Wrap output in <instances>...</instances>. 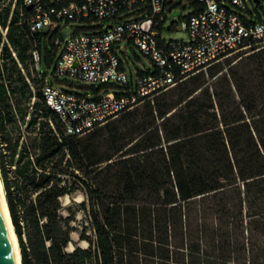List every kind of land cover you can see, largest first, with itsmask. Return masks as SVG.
<instances>
[{
    "label": "trees",
    "instance_id": "1",
    "mask_svg": "<svg viewBox=\"0 0 264 264\" xmlns=\"http://www.w3.org/2000/svg\"><path fill=\"white\" fill-rule=\"evenodd\" d=\"M10 13L0 173L22 264H264V47L182 81L138 121L79 136L44 95L30 8Z\"/></svg>",
    "mask_w": 264,
    "mask_h": 264
},
{
    "label": "built area",
    "instance_id": "2",
    "mask_svg": "<svg viewBox=\"0 0 264 264\" xmlns=\"http://www.w3.org/2000/svg\"><path fill=\"white\" fill-rule=\"evenodd\" d=\"M6 0L3 6L8 5ZM17 1V0H15ZM31 10L34 66L42 72L43 49L52 37L53 70L44 75V95L66 133L85 135L231 55L264 47V0H23ZM192 13L175 28L187 40L163 37L167 19ZM0 7V9L3 8ZM260 7L263 13H260ZM175 10L181 15H173ZM257 13L258 18H254ZM97 27L77 25H92ZM0 29L6 38L8 26ZM64 33H67L64 36ZM138 48L154 70L129 76V49ZM59 55L58 58H56ZM62 76L97 83L92 94L68 88ZM115 83L121 92L110 90ZM74 85V84H73ZM82 87L79 84L75 86Z\"/></svg>",
    "mask_w": 264,
    "mask_h": 264
},
{
    "label": "rangeland",
    "instance_id": "3",
    "mask_svg": "<svg viewBox=\"0 0 264 264\" xmlns=\"http://www.w3.org/2000/svg\"><path fill=\"white\" fill-rule=\"evenodd\" d=\"M17 1L11 0L8 3V5L11 7L10 18H11L12 14H13L14 9L17 7ZM183 8H184V13L182 14V16H177V17H174L173 19L169 18L165 22L164 30H163L164 39H166V40H187L188 39V33L186 31L178 30V29H175V28H171V29L168 28V26H170L173 22H180L182 20H185L192 13L191 7L186 6V3H183ZM260 13H263V8L262 7H260ZM254 18H258L257 13L254 14ZM98 25H99V23H94L92 25H77V26L97 27ZM2 28L5 30V27H2ZM2 35H3V41H8L7 34H6V38L4 37L3 32H2ZM251 52H252L251 50L247 49V50L235 53V54L231 55L230 57L221 60V62H227L228 60H234V62H236V61L239 60L240 56L247 55V54H249ZM129 56H130L129 64H126V69H127V72L129 74V76L133 75L134 80H136V78L138 77L139 71H145L147 69H152V70L155 69L153 64H152V62L148 59V57H146L138 48H135L134 50L129 49ZM58 57H59V55L56 58H58ZM0 62H2L1 48H0ZM54 66H55V63L53 65H51L50 67H48V65L45 62H43L42 65H41V70H42V72L45 73L49 69L53 70ZM208 69L205 72H208ZM61 79L62 80H66L67 82H69L68 88H71L72 90H74V91H76L78 93H81V94H92L93 93V86L97 85V83L85 82V81H82V80H79V79L70 78V77H67V76H62ZM185 81H187V80H185ZM184 82L178 83L177 85L173 86L172 88L164 91L163 93H161L159 95H162L164 93H170V94L171 93H177L179 87ZM75 84H79L82 87H78L77 85L75 86ZM119 86H120L119 84L115 83V86H112L110 88V90L113 91V92H121L120 91L121 88ZM158 96L155 97L154 101L157 99ZM148 102H150V101H147V102L137 106L136 108L123 113L119 117L111 120L110 122H108L107 124H105L103 126H100L98 129H96L94 131H97V130L104 131V130H106L107 126L110 125V124L123 126L124 124L127 123V120H129V119L138 121V119H140L142 117V114H143V111H144V106ZM137 112H138V114H135ZM129 114H131V115L135 114V115L134 116H131V115L128 116ZM103 143L105 144V147H106V145L107 146H111V144L113 142H110L108 140L107 141L104 140ZM109 149H110V147H109ZM82 199H83L82 195H78L76 197V200L80 201ZM66 203H70V198L69 197L66 198ZM83 217H84V213L82 211H79L78 212L79 221H81L83 219ZM74 237L75 238L78 237L76 233L74 234ZM81 244L84 245V246L87 245L86 242H81ZM71 248H73V245H71Z\"/></svg>",
    "mask_w": 264,
    "mask_h": 264
},
{
    "label": "water",
    "instance_id": "4",
    "mask_svg": "<svg viewBox=\"0 0 264 264\" xmlns=\"http://www.w3.org/2000/svg\"><path fill=\"white\" fill-rule=\"evenodd\" d=\"M259 2L260 0H256ZM182 11L175 10L173 15H181ZM67 33H64L66 36ZM0 264H19L13 244L9 224L4 213V206L0 198Z\"/></svg>",
    "mask_w": 264,
    "mask_h": 264
},
{
    "label": "bare ground",
    "instance_id": "5",
    "mask_svg": "<svg viewBox=\"0 0 264 264\" xmlns=\"http://www.w3.org/2000/svg\"><path fill=\"white\" fill-rule=\"evenodd\" d=\"M0 198H1L3 206H4V213L6 215V218H7L8 224H9V228H10L13 244L15 247V251L17 254L18 262H19V264H22L21 247L19 244V239H18L17 233L15 231V226H14L13 221H12V217H11V213H10V209H9L7 197H6L5 186H4L2 177H1V173H0Z\"/></svg>",
    "mask_w": 264,
    "mask_h": 264
}]
</instances>
